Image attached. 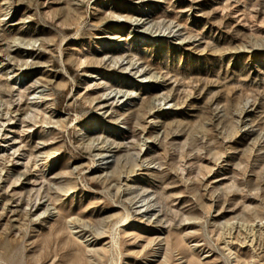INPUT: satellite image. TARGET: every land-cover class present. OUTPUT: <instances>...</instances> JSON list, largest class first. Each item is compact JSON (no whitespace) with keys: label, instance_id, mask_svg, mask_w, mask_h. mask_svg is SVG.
Here are the masks:
<instances>
[{"label":"rangeland","instance_id":"374dc122","mask_svg":"<svg viewBox=\"0 0 264 264\" xmlns=\"http://www.w3.org/2000/svg\"><path fill=\"white\" fill-rule=\"evenodd\" d=\"M0 264H264V0H0Z\"/></svg>","mask_w":264,"mask_h":264},{"label":"bare ground","instance_id":"6f19581e","mask_svg":"<svg viewBox=\"0 0 264 264\" xmlns=\"http://www.w3.org/2000/svg\"><path fill=\"white\" fill-rule=\"evenodd\" d=\"M140 19H141V18H140ZM142 20H143V19H142ZM145 21H146V20H145ZM99 157H100V159L103 160V161H105V160H107L108 158H110L109 155H104V154L99 155Z\"/></svg>","mask_w":264,"mask_h":264}]
</instances>
